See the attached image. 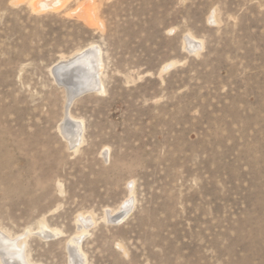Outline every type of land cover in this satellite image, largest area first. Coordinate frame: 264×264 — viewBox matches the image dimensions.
Returning <instances> with one entry per match:
<instances>
[{
    "label": "rangeland",
    "instance_id": "1",
    "mask_svg": "<svg viewBox=\"0 0 264 264\" xmlns=\"http://www.w3.org/2000/svg\"><path fill=\"white\" fill-rule=\"evenodd\" d=\"M37 2L0 0V264H264V0Z\"/></svg>",
    "mask_w": 264,
    "mask_h": 264
},
{
    "label": "bare ground",
    "instance_id": "2",
    "mask_svg": "<svg viewBox=\"0 0 264 264\" xmlns=\"http://www.w3.org/2000/svg\"><path fill=\"white\" fill-rule=\"evenodd\" d=\"M61 3H62V0H38V2H37V4L40 7V9H39L40 11L41 10H46V9L56 8V7L60 6ZM35 6H36V4H35ZM186 40H187V45L190 48V50L193 51V50L199 49L200 46H198V44H196V42L194 41V37H192V36L187 37ZM196 47H197V49H196ZM83 53L85 55H83L81 57H74V58H70L68 60L66 59V60L59 61L58 63L55 64L54 67H57V66H66L67 67V66H71L73 64L75 66H82V69L84 70V72L81 74L82 76L79 77L81 79L82 83H86V84H88V86H93L96 90L102 91L103 90L102 89L103 85H102V81L100 79V74H101V68H102L103 65H102V61H101L100 50L97 49L96 46H92L91 48L88 49V51H86V52L84 51ZM95 53H97V54H95ZM82 126L83 125H82L81 122L73 121L71 119H70V123H64V131H65V134H66L67 138L70 139V141H72L74 139H76V140L77 139H81L82 132H83V127ZM120 217H122V216H120ZM80 220L81 221H88V220H90V217H83ZM42 224L43 225L41 226V230L40 231H42L43 233H46L49 236H53V235L58 234V230L50 228L46 224V222H43ZM71 240H72V242L73 241H77V240H74V239H71ZM9 243L10 242L8 240L0 241V246L8 245ZM6 247H8V248L11 247L12 248V247H15V244L14 245L12 244V245H9V246H6ZM8 248H7V250H8ZM3 249H5V248H3ZM18 249H16L15 251L18 252V253L19 252L21 253V251L18 250ZM5 252H6V249H5ZM10 254H12V253H10ZM5 255H7V254H5ZM10 257H12V256H10ZM20 257L24 258V256H20ZM24 261H27V260L24 259ZM28 263H29V261L27 263L25 262V264H28Z\"/></svg>",
    "mask_w": 264,
    "mask_h": 264
},
{
    "label": "water",
    "instance_id": "3",
    "mask_svg": "<svg viewBox=\"0 0 264 264\" xmlns=\"http://www.w3.org/2000/svg\"><path fill=\"white\" fill-rule=\"evenodd\" d=\"M88 51L85 50V52ZM54 75L56 80L62 84L69 95V101L67 104V109L69 108L72 101L89 91H94L95 88L93 86H88L86 83H82L81 79L79 78L82 76L81 74L84 72L82 66H75L74 64L71 66H57L53 69ZM91 76V75H90ZM90 78V77H89ZM65 123H70V118L67 116ZM113 222H119V217H113L111 219Z\"/></svg>",
    "mask_w": 264,
    "mask_h": 264
}]
</instances>
